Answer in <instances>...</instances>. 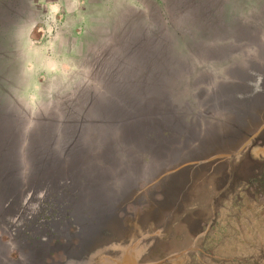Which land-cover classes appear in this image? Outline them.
<instances>
[{
  "label": "rangeland",
  "instance_id": "374dc122",
  "mask_svg": "<svg viewBox=\"0 0 264 264\" xmlns=\"http://www.w3.org/2000/svg\"><path fill=\"white\" fill-rule=\"evenodd\" d=\"M16 5L0 0L7 252L28 242L35 257L51 255L69 241L95 250L85 243L89 226L114 228L116 210L149 204L141 218L179 244L153 251L157 241L145 234L147 252H133L147 264L165 255L178 264H264V130L241 156L153 184L236 150L264 122V0H86L79 19L60 22L34 11L43 21L35 44L50 33L61 51L65 38L77 40L61 58L66 72L34 80V108L21 96L15 58L32 12Z\"/></svg>",
  "mask_w": 264,
  "mask_h": 264
},
{
  "label": "crops",
  "instance_id": "0c3cea01",
  "mask_svg": "<svg viewBox=\"0 0 264 264\" xmlns=\"http://www.w3.org/2000/svg\"><path fill=\"white\" fill-rule=\"evenodd\" d=\"M70 0H16L17 5L15 7L16 10H27L32 12L30 23L28 26L29 29L26 31L24 35H22L18 41V45L15 47V54H16V64L20 67V73L22 76L25 77L23 85L20 86L21 96L27 100V105L34 108V80L40 75H54V74H62L66 72V70H61L64 68V60L61 58L70 57L71 49L70 47L72 44H76L77 40L74 37L65 38V47L62 48V51L59 47L61 42V38L57 36L55 33L48 34L47 38H44L42 43L35 44L34 43V36L32 32L34 31V24H39L43 22L42 19L34 20V11L41 12L43 17H48L52 20H57L58 22L63 17H73L75 19H79V16L83 9L86 8V0H74L75 6L71 9L68 8V2ZM71 11V12H70ZM57 23V22H56ZM55 25V24H54ZM53 32V30H52ZM42 58V62H35L36 67L39 70H34V59ZM56 69V70H55ZM30 98V99H27ZM34 113V110L33 112ZM31 127L34 129V114L31 116ZM20 153H23V144L21 143L20 146ZM29 172V171H28ZM27 174V171L25 172ZM5 179L1 176L0 177V222H5L7 219V212H6V202H7V194H6V186ZM5 210V211H4ZM143 217V215H141ZM143 221L142 228L139 227L137 224L136 228L132 229L133 232L129 231V235L126 237L130 240V246L134 247L135 242L138 241L136 246L143 252L142 248L145 245V242H141L142 238L145 234L153 235L154 239L157 241V244L153 247L154 250H158L160 253L164 252L168 249L169 245H172L171 242L175 243L176 245L179 244L176 240L177 236L176 233L171 232L169 230L163 229V227L158 224L155 219L145 220L141 218ZM125 222V221H124ZM153 222V223H152ZM151 226L145 232V226ZM140 228V230L138 229ZM3 229V228H2ZM5 230H1L0 228V264H82V260L84 256H87L86 251L83 249L82 242H80V248L76 249V244L74 242L69 241L68 243H59L61 247L57 249H53L51 255L45 256H34V243L27 244L25 243L20 250L14 249L9 247V252H7V244L5 242L4 236H6ZM76 237V236H75ZM77 239V238H76ZM71 240V239H69ZM139 240L141 244H139ZM181 246L183 245L182 242ZM49 245V244H48ZM55 244L49 245L54 246ZM67 245L66 248L63 246ZM124 247L125 249H132V247ZM117 249H121L119 245L115 246ZM72 250V251H71ZM102 250V249H101ZM146 250V249H145ZM20 252L19 257H14V252ZM71 251V253H70ZM74 252V253H72ZM166 254V253H165ZM164 254V255H165ZM102 251H98L96 255L90 260L89 264H103L106 262L107 256L102 258ZM107 255V254H106ZM138 259L141 261L142 264H147L146 261L142 258L141 254L137 256ZM35 258V259H34ZM111 259V258H110ZM154 260V262L158 264H178L181 263V259H170L168 255H165L163 258L158 259H148ZM36 261V263H35ZM118 253H116V258L111 259L108 264H118ZM130 264V262H128Z\"/></svg>",
  "mask_w": 264,
  "mask_h": 264
},
{
  "label": "water",
  "instance_id": "95a60500",
  "mask_svg": "<svg viewBox=\"0 0 264 264\" xmlns=\"http://www.w3.org/2000/svg\"><path fill=\"white\" fill-rule=\"evenodd\" d=\"M264 130V122L261 123L259 125V127L251 134L249 135L238 147L236 150L234 151H231V152H225V153H219V154H213L211 156H208V157H205V158H200V159H197L193 162H190L188 164H183L177 168H174V169H171V170H167L165 171L164 173L160 174L153 182L156 183L158 182L159 180L163 179L164 177L168 176V175H171L181 169H184V167H190L192 168L193 166H197V165H200V164H203V163H206V162H209V161H222L224 159H227V160H232L238 156H241L244 154L245 150H247V148H249V146L252 144V142L256 139V137L258 136V134L260 132H262ZM152 185V183L150 184ZM148 185V186H150ZM139 193V192H138ZM137 194V193H136ZM131 202V200H125L123 202V204L121 205V209L125 208V206L127 204H129ZM118 212H120V210H116V212H114V215H115V218L118 219ZM107 212H105L106 214ZM104 221V220H103ZM101 221L102 223H99V224H92L91 226H89V231L90 234L88 235L90 238H88V240L85 242L86 245H91V246H95V250L91 249V253H90V258H89V262L90 260L96 255V253L98 251H101V247L103 245H107L108 242H111L112 241V238H113V235L115 233V231L118 229V227L120 226L121 224V221L120 219H118V224L117 226H115L114 228L112 227V229L106 233V227L108 226V224H106L105 222ZM105 237V238H104ZM149 237V236H147ZM143 239V238H142ZM141 239V240H142ZM140 240V241H141ZM105 241V242H104ZM140 241H139V244H140ZM104 242V243H103ZM136 246V244H134ZM83 246L85 247V244H83ZM86 248V247H85ZM86 250V249H85ZM124 257V256H123ZM122 257V259H123ZM119 259V258H118ZM135 261L137 262V260L135 259ZM122 260L119 259V264H123L121 263ZM136 264H142L141 261L138 259V263ZM148 264H158L156 262H152V261H149Z\"/></svg>",
  "mask_w": 264,
  "mask_h": 264
},
{
  "label": "flooded vegetation",
  "instance_id": "af4514ba",
  "mask_svg": "<svg viewBox=\"0 0 264 264\" xmlns=\"http://www.w3.org/2000/svg\"><path fill=\"white\" fill-rule=\"evenodd\" d=\"M149 204H142V205H135L132 206L134 207L132 210H129V208H131L130 205H128L124 210H121V214L118 217L121 221L120 226L118 227V229L115 231L112 241L110 242V246L109 247L111 250H108V248L106 249H102V258H104L105 256H107V260L106 262H104L103 264H108L109 261H111V259H115L116 258V253H118L120 251V249H117L115 246L119 245L120 247L122 246L121 249H123L122 251H124V247L128 248L131 244V242H129L128 238L126 237L127 235H129V231L133 232L132 229L136 228L137 230V224L139 225V227L142 228L143 226V221L141 219V214L143 213V209L148 206ZM119 212V213H120ZM125 221V222H124ZM151 221V219H150ZM153 221V220H152ZM153 223V222H152ZM138 227V229L140 230V228ZM151 226H145V232L150 229ZM108 245V243H107ZM142 248L143 249V253H146L147 251L146 246L144 245ZM142 252V251H141ZM107 254V255H106ZM111 258V259H110Z\"/></svg>",
  "mask_w": 264,
  "mask_h": 264
},
{
  "label": "trees",
  "instance_id": "16d2710c",
  "mask_svg": "<svg viewBox=\"0 0 264 264\" xmlns=\"http://www.w3.org/2000/svg\"><path fill=\"white\" fill-rule=\"evenodd\" d=\"M130 185V184H129ZM128 185V186H129ZM6 194L7 195H9L8 194V192L6 191ZM17 197H18V195H17ZM8 210H9V206H7L6 207V212H8ZM5 211V210H4ZM116 212V211H115ZM113 216H115V215H113ZM112 229V227H110V226H107L106 227V233H108L110 230ZM105 242V241H104ZM108 244H109V242H108ZM113 244V243H112ZM113 246V245H112ZM112 246H109V247H112ZM137 246H134L132 249H124V251H122L123 249H120V251L118 252V258L120 259V260H122V262L121 263H123V264H125V263H128V262H130V264H136V263H138V255H136L134 252H133V249L134 248H136ZM86 253H87V256H84V258H83V262L84 261H86V262H88V260H89V258H90V253H91V249H86ZM124 254V255H123ZM124 256V257H123ZM127 256V257H126ZM129 256V257H128ZM122 257H123V259H122ZM119 259H118V261H119ZM135 259L137 260V262L135 261ZM118 264H119V262H118Z\"/></svg>",
  "mask_w": 264,
  "mask_h": 264
}]
</instances>
